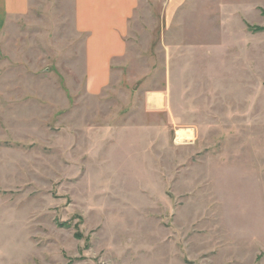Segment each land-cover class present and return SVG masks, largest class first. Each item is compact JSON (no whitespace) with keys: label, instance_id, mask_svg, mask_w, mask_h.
Wrapping results in <instances>:
<instances>
[{"label":"rangeland","instance_id":"rangeland-1","mask_svg":"<svg viewBox=\"0 0 264 264\" xmlns=\"http://www.w3.org/2000/svg\"><path fill=\"white\" fill-rule=\"evenodd\" d=\"M30 2L0 33V264H264V0L141 6L95 95L72 0Z\"/></svg>","mask_w":264,"mask_h":264},{"label":"crops","instance_id":"crops-1","mask_svg":"<svg viewBox=\"0 0 264 264\" xmlns=\"http://www.w3.org/2000/svg\"><path fill=\"white\" fill-rule=\"evenodd\" d=\"M31 0H0V33L9 18L25 16ZM184 0H72L75 32L83 36V64L89 94H98L111 79L114 65L126 55L130 22L145 4L165 2L166 17H172ZM142 16V15H140ZM159 95V96H158ZM145 103L153 108L163 105L158 94Z\"/></svg>","mask_w":264,"mask_h":264},{"label":"bare ground","instance_id":"bare-ground-1","mask_svg":"<svg viewBox=\"0 0 264 264\" xmlns=\"http://www.w3.org/2000/svg\"><path fill=\"white\" fill-rule=\"evenodd\" d=\"M177 139H178L177 142L178 143H181L182 142V139H184V138H182L181 134L178 133Z\"/></svg>","mask_w":264,"mask_h":264},{"label":"built area","instance_id":"built-area-1","mask_svg":"<svg viewBox=\"0 0 264 264\" xmlns=\"http://www.w3.org/2000/svg\"><path fill=\"white\" fill-rule=\"evenodd\" d=\"M185 141H187L186 139H182V142H185Z\"/></svg>","mask_w":264,"mask_h":264}]
</instances>
